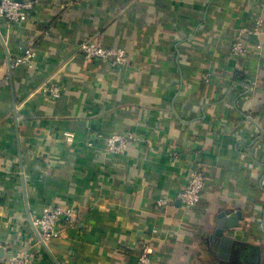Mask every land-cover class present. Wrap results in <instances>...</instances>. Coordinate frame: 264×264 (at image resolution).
Listing matches in <instances>:
<instances>
[{"label":"crops","instance_id":"crops-1","mask_svg":"<svg viewBox=\"0 0 264 264\" xmlns=\"http://www.w3.org/2000/svg\"><path fill=\"white\" fill-rule=\"evenodd\" d=\"M34 2L18 27L0 15V264H137L146 242L151 264H264V0ZM87 40L127 63L88 58ZM126 131L139 139L111 152ZM55 205L77 216L44 244L32 217Z\"/></svg>","mask_w":264,"mask_h":264},{"label":"built area","instance_id":"built-area-1","mask_svg":"<svg viewBox=\"0 0 264 264\" xmlns=\"http://www.w3.org/2000/svg\"><path fill=\"white\" fill-rule=\"evenodd\" d=\"M35 9L34 0H0V15L5 18L10 27H18L22 25L31 15ZM259 23L261 19L259 18ZM81 49L88 58L108 60L112 58L114 64L123 65L128 61V56L123 48L114 46H100L92 40L82 42ZM244 50L242 38L239 36L232 44V53L238 57L242 55ZM36 48L29 46L25 52L12 61V67H17L21 64L32 62L36 56ZM60 88L55 86L51 88V96L59 97ZM103 137V134L100 136ZM260 140L264 142V133L260 134ZM139 138L131 131L122 133H112L106 137L108 147L111 152H119L123 150L131 141ZM207 176L204 169L198 162H194L191 173L187 180L185 187L180 192L186 208H194L204 192ZM160 205H170L172 200L170 198L161 196L157 198ZM77 216L76 211L72 206L55 205L45 207L43 212L35 217H32V224L38 230L41 243L48 244L53 238L58 237L61 230V221L65 224H73ZM153 232H157V227H154ZM152 249L148 242L144 244L142 253L138 258L137 264H151L152 263ZM33 254L30 251L18 253L10 256L3 264H30Z\"/></svg>","mask_w":264,"mask_h":264},{"label":"water","instance_id":"water-1","mask_svg":"<svg viewBox=\"0 0 264 264\" xmlns=\"http://www.w3.org/2000/svg\"><path fill=\"white\" fill-rule=\"evenodd\" d=\"M224 214H225V212L222 213V216H223ZM242 218H243V215H242V213H241L240 211H239V212H236L235 214H233V215L231 216L230 221L228 222L229 224H226V223H227V220H226V218H223V219L220 221L219 228H218V230H217L218 235H223L224 229H225L226 227H235V226H238V224H239V220L242 219ZM225 243H226L227 245H226ZM228 247H229V243H228V241H226V239H225V240H224V247H223V249H224V250H227ZM221 264H226V263H225V261L223 260V262H222Z\"/></svg>","mask_w":264,"mask_h":264}]
</instances>
